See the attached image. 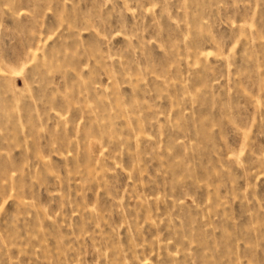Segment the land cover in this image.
<instances>
[{"label":"rangeland","instance_id":"374dc122","mask_svg":"<svg viewBox=\"0 0 264 264\" xmlns=\"http://www.w3.org/2000/svg\"><path fill=\"white\" fill-rule=\"evenodd\" d=\"M0 264H264V0H0Z\"/></svg>","mask_w":264,"mask_h":264}]
</instances>
